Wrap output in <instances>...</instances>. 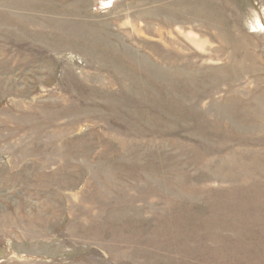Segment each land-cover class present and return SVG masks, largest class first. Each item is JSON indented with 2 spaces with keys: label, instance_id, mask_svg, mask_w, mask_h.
Returning <instances> with one entry per match:
<instances>
[{
  "label": "rangeland",
  "instance_id": "1",
  "mask_svg": "<svg viewBox=\"0 0 264 264\" xmlns=\"http://www.w3.org/2000/svg\"><path fill=\"white\" fill-rule=\"evenodd\" d=\"M0 264H264V0H0Z\"/></svg>",
  "mask_w": 264,
  "mask_h": 264
}]
</instances>
